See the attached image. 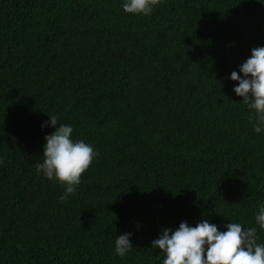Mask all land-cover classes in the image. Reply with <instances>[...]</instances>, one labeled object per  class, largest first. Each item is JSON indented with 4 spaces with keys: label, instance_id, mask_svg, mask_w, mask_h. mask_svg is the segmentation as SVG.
Returning a JSON list of instances; mask_svg holds the SVG:
<instances>
[{
    "label": "trees",
    "instance_id": "trees-1",
    "mask_svg": "<svg viewBox=\"0 0 264 264\" xmlns=\"http://www.w3.org/2000/svg\"><path fill=\"white\" fill-rule=\"evenodd\" d=\"M121 3L0 0V264H162L161 229L203 219L264 243V133L228 79L264 47V0ZM47 114L99 153L63 201L36 170Z\"/></svg>",
    "mask_w": 264,
    "mask_h": 264
},
{
    "label": "clouds",
    "instance_id": "clouds-1",
    "mask_svg": "<svg viewBox=\"0 0 264 264\" xmlns=\"http://www.w3.org/2000/svg\"><path fill=\"white\" fill-rule=\"evenodd\" d=\"M162 0H122L123 12L150 16ZM236 82L232 91L243 98L241 102L250 110L253 131L264 133V47L251 50V55L228 77ZM48 115V114H47ZM41 128L51 127L44 136L43 160L36 164L37 175L59 182L64 193L60 200L75 194L82 174L99 155L90 143L72 138L73 126L58 123L56 115H48ZM3 163V161H0ZM255 224L264 230V201L258 203ZM218 230L208 219L195 226L182 221L175 229L162 228L151 248L163 253L162 264H264V243H258L257 229L245 228L242 223L230 222ZM132 233H121L114 239L115 254L121 258L133 248Z\"/></svg>",
    "mask_w": 264,
    "mask_h": 264
},
{
    "label": "bare ground",
    "instance_id": "bare-ground-1",
    "mask_svg": "<svg viewBox=\"0 0 264 264\" xmlns=\"http://www.w3.org/2000/svg\"><path fill=\"white\" fill-rule=\"evenodd\" d=\"M46 258H48V257H46Z\"/></svg>",
    "mask_w": 264,
    "mask_h": 264
}]
</instances>
